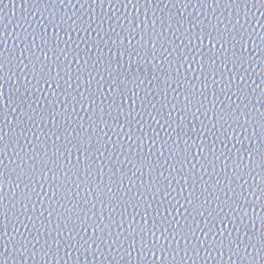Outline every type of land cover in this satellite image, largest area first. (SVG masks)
I'll use <instances>...</instances> for the list:
<instances>
[{"label": "water", "instance_id": "obj_1", "mask_svg": "<svg viewBox=\"0 0 264 264\" xmlns=\"http://www.w3.org/2000/svg\"><path fill=\"white\" fill-rule=\"evenodd\" d=\"M0 264H264V0H0Z\"/></svg>", "mask_w": 264, "mask_h": 264}]
</instances>
